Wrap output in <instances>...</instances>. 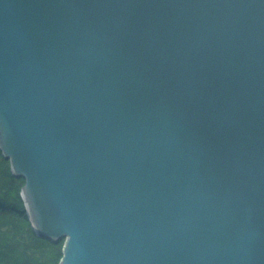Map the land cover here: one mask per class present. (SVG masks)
<instances>
[{"label": "water", "instance_id": "water-1", "mask_svg": "<svg viewBox=\"0 0 264 264\" xmlns=\"http://www.w3.org/2000/svg\"><path fill=\"white\" fill-rule=\"evenodd\" d=\"M0 150L59 264H264V0H0Z\"/></svg>", "mask_w": 264, "mask_h": 264}, {"label": "trees", "instance_id": "trees-1", "mask_svg": "<svg viewBox=\"0 0 264 264\" xmlns=\"http://www.w3.org/2000/svg\"><path fill=\"white\" fill-rule=\"evenodd\" d=\"M24 182L0 150V264H59L64 239L53 242L35 233L20 195Z\"/></svg>", "mask_w": 264, "mask_h": 264}]
</instances>
